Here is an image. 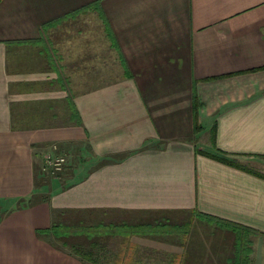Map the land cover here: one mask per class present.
<instances>
[{"label":"crops","instance_id":"crops-1","mask_svg":"<svg viewBox=\"0 0 264 264\" xmlns=\"http://www.w3.org/2000/svg\"><path fill=\"white\" fill-rule=\"evenodd\" d=\"M212 155L264 173V0H0V264H84L45 231L102 224L158 230L123 264H234L199 213L264 264V178Z\"/></svg>","mask_w":264,"mask_h":264},{"label":"trees","instance_id":"trees-1","mask_svg":"<svg viewBox=\"0 0 264 264\" xmlns=\"http://www.w3.org/2000/svg\"><path fill=\"white\" fill-rule=\"evenodd\" d=\"M201 102L198 96L194 95V116L197 120L198 111L201 106ZM197 126V125H196ZM198 129V127H197ZM214 156V158H218L226 163L232 164L237 167H241L243 169H247L252 173H256L258 176L264 178V173L256 171L253 168H249L246 165L239 162L237 159L229 160L226 157ZM198 218L207 219L209 222H215L222 226H226L231 228L233 231L237 233L238 238V255L234 264H250L251 262V253L253 252L252 246L253 242L251 238H253L252 229L244 227L237 223H232L228 221H224L219 219L218 217H211L208 215H202V213L195 214ZM188 228V226H187ZM181 230V227L175 226L170 227L167 230H163V232H171ZM250 230V231H249ZM45 232H52L55 234L65 235L68 241L69 247L73 254L79 257L84 264H123L119 262L120 258H116V253L112 251V255H114V261H110L108 255L111 253L110 249V240L112 238L124 237L130 238L133 234H146V233H158V230L151 226H120V225H98V226H89V225H57L53 227L51 230H47ZM184 232V231H183ZM186 232V230H185ZM252 232V233H251ZM70 239H77V241H69Z\"/></svg>","mask_w":264,"mask_h":264},{"label":"rangeland","instance_id":"rangeland-1","mask_svg":"<svg viewBox=\"0 0 264 264\" xmlns=\"http://www.w3.org/2000/svg\"><path fill=\"white\" fill-rule=\"evenodd\" d=\"M57 149V148H56ZM55 153V152H54ZM65 156V155H64ZM66 157V163H65V165H64V167L60 170V171H57V172H55V173H53V171H45L44 169V172L45 173H47V176H50L51 178H58L59 177V175H60V173H62L65 169H66V166H67V161H68V159H67V156H65ZM264 159H259V165H258V170H261V171H263L264 172V161H263ZM251 240L252 241H255L256 239L253 237V238H251ZM258 240V239H257ZM69 241H77V239H70ZM125 242H126V239L125 238H121V237H118V238H112L111 240H110V249H111V253L108 255V257H109V260L110 261H114V255H112V251H114V253H116V258L117 257H119L120 259L119 260H121V256L122 255H126L127 257H138V255L139 256H143V260H145V261H147V259H149L150 257H146L147 256V254H146V252H151V253H153L155 250H153V251H150V250H147V249H145L144 250V248H142V247H137V245H138V243L136 242V240H133L131 243V246L130 247H127L126 246V244H125ZM66 243L68 244V241H66ZM133 243H135V244H137L136 246L133 244ZM152 244V246H150V247H154V248H157V249H159V253H156L155 255H158V256H161V257H164L165 258V256H167V253L164 251V250H162L164 247H170L168 244H163V243H151ZM154 244H155V246H154ZM68 248L70 249V247H69V245H68ZM147 248H148V245H147ZM172 249H174V250H177V249H175V248H172ZM252 249H253V246H252ZM71 250V249H70ZM138 251V254L136 253ZM252 254V253H251ZM145 255V256H144ZM152 257V256H151ZM250 257H251V255H250ZM139 258V257H138ZM147 258V259H146ZM140 259V258H139ZM157 259V258H156ZM150 261V260H149ZM125 264H127V263H125ZM136 264H140V263H136ZM250 264H251V262H250Z\"/></svg>","mask_w":264,"mask_h":264},{"label":"built area","instance_id":"built-area-1","mask_svg":"<svg viewBox=\"0 0 264 264\" xmlns=\"http://www.w3.org/2000/svg\"><path fill=\"white\" fill-rule=\"evenodd\" d=\"M55 152V153H54ZM66 163V157L54 150L46 152L43 156V169L45 171H60Z\"/></svg>","mask_w":264,"mask_h":264}]
</instances>
